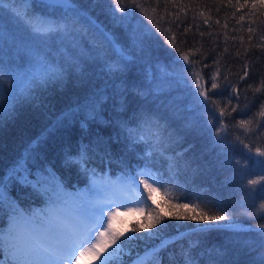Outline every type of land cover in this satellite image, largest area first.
<instances>
[{
    "label": "snow or ice",
    "instance_id": "6c2138e0",
    "mask_svg": "<svg viewBox=\"0 0 264 264\" xmlns=\"http://www.w3.org/2000/svg\"><path fill=\"white\" fill-rule=\"evenodd\" d=\"M16 2L30 7L21 13L18 9L13 10L12 0H0V39L4 45L8 44V28L14 19L16 25L24 29L27 39L22 37L17 43L13 37L11 48L29 57V62L38 70L22 73L0 61V125H3L5 118L16 119L25 105H35L43 93L65 87L73 78L83 80L89 59L93 63L102 62L105 75L114 82L119 81V86L114 83L113 87L114 94L120 97V111L127 112V99L130 96L142 97L144 100L152 97L153 103L158 102L159 107L140 104L131 119L120 124L127 131L126 139L133 146H138V143L145 146L141 149L145 152L144 167L126 177L130 188L141 194L146 193L142 195L141 201L146 208L135 209L142 214L143 219H137L131 227L116 228L114 222L120 215L119 207L106 211L108 205L116 201L93 202L67 192L64 184L44 161L38 155L33 157L36 149L26 146L28 155L14 160L6 173L0 175V210L5 205L8 209L7 231L0 232V264H81V259L86 255L90 256L89 264H109L112 259L118 260L120 264H146L145 257L149 258L151 264H165V251L170 245L176 244L181 245L180 261H177L174 252H169L168 264H196L191 254L193 245L184 249L185 233L180 229H199L200 232L194 235L224 228L234 230L239 223L234 214L243 205L226 201L222 195L206 198L203 191L195 188L185 189V194L176 198L165 191L159 202L153 193L160 192L165 184L173 183L169 177L172 172L179 173L181 169L193 173L200 171L201 157L197 155V144L194 139L189 140V136L193 135L207 140L214 150L219 149L220 153L228 157V163L234 166L236 172L240 173V170L248 169L250 165H260L264 171V147L245 143L236 134L244 129L257 139H264V102L259 103L257 113L251 118L237 119L238 116L246 115L249 105L255 103L247 96L249 89L254 93H264V73L253 77L256 52L264 55V20H260L264 16V0H235V3L227 0V4L233 8L249 9L247 43L245 36H240L238 39L244 52L242 54L239 48L235 51V57L243 59L240 69L242 74H233L230 67L222 71L223 54H211L219 46L216 42L218 34L213 36L211 31L200 30L201 24L212 28L210 15L205 16L203 12L193 15V22L197 21V16L203 18L199 23H188L181 31V26L188 19V12L195 11L184 0H164L165 4L178 9L170 14L173 21L180 20L181 13L184 14V20L176 24L175 31L162 27V23L167 22L165 16L158 20L149 15L143 0H106V5H97L106 7L107 16L121 30L120 36L102 28L75 0H39L38 5L30 4V0ZM159 3L160 0H156L157 6ZM37 7L43 10L39 14L32 10ZM49 8L53 11L47 12ZM152 10L155 12L156 7ZM134 20L143 27L133 25ZM244 20L245 16L240 15L237 23ZM256 21L259 22L258 26H252ZM215 24L219 25L220 20L217 19ZM227 27L225 23L223 28ZM193 28L201 38L206 35L212 37L211 51H205L202 44L195 47L199 41H194L193 47L185 50L188 34ZM90 35L91 41L88 39ZM224 37V51L227 52L228 39L236 41L237 37H229L227 31ZM54 38L75 44L74 48L69 49L70 56H62L59 63L49 60V54L44 50L47 42ZM154 39L171 49L173 63L181 69L177 82H183L193 102L204 114L203 123L197 129L161 110L166 107L164 93L170 90V86L165 87V78L170 74H166L158 64L154 67L158 60L153 51ZM81 44L87 48L89 57L86 58L83 52L77 55ZM209 59L210 63L206 62ZM137 66L142 69L144 80L148 81L146 85L143 82L137 84L131 78L132 70ZM157 70L160 75H157ZM234 75H238V79H233ZM5 77L8 78L6 88L3 83ZM250 79L252 83H249ZM241 84H244V88H241ZM242 92L245 101L243 107L240 104ZM107 99L99 92L87 95L82 101L78 100L74 107L70 106L57 123L63 125L79 115L82 116L81 127H86L87 122H96L101 117ZM113 102L117 103L116 100ZM130 123L135 124L136 128H129ZM253 123L255 129L249 127ZM145 130L146 134L140 135ZM87 151L85 148L75 154L66 153L65 165L81 161L86 163ZM200 151L202 153L203 149ZM73 155L80 159H74ZM30 157L34 158L35 163L29 162ZM153 157H159L167 165V171H153ZM84 171L87 172V169ZM91 184L90 190L102 186L97 185L95 180ZM17 185L21 189H30L37 196L46 197L45 207L39 210L21 208L18 198L13 195ZM239 191L253 198L258 196L264 201V174L248 179ZM251 207L252 212L244 211L241 215H255L257 211L264 214V202L259 203L258 209L255 204ZM170 221L179 225L176 232L171 234V239L167 230L176 227V224H170ZM129 233L140 235L130 236ZM257 235L259 246L264 249V224L258 226ZM128 240L158 243L146 246L143 256L137 252L133 257L131 250L124 253L123 246ZM244 244L248 247L252 241H245ZM237 250V242L230 237L211 250V264H240L238 259L233 258ZM122 253L130 258L129 262L124 261ZM251 264H264V251L260 252L259 260L253 258Z\"/></svg>",
    "mask_w": 264,
    "mask_h": 264
},
{
    "label": "trees",
    "instance_id": "16d2710c",
    "mask_svg": "<svg viewBox=\"0 0 264 264\" xmlns=\"http://www.w3.org/2000/svg\"><path fill=\"white\" fill-rule=\"evenodd\" d=\"M75 2L79 6H81L83 10H87L92 19L95 20V22L102 28H104L105 30L116 32L117 36L121 35V30L117 28L107 16L106 7L102 8L97 6L106 5V0H75ZM143 2L149 15H153L158 20L162 16L166 17L167 22L162 23V27H164L165 29L175 31L176 24L184 20V14L181 13L180 20L173 21V18L170 14L174 11H178V9H175L171 4H165L164 0H160L159 6L156 5V0H143ZM184 3H190L191 8L195 11L190 10L188 12V19L185 24L181 26V31L184 26H187L188 23H199V21L203 18L197 16V21L193 22V15H196L199 12H203L205 16L210 15L212 28L209 29L208 26L201 24L200 30L205 32L211 31L213 33V36H217L218 34L216 42L219 46L211 54H223L221 58V64L224 65V68H222V71L230 67V70L233 74H242L240 69L243 66V59L235 57V51L237 48H239L242 54L244 52V48L241 47L238 38L240 36H245V44L247 43L246 30L249 26V9L241 10L238 8H233L231 5L227 4V0H184ZM233 3H235V0H233ZM35 4H39V0H36ZM7 6L8 5H6V7ZM153 7H156L155 12H153L152 10ZM13 10H15V8H13ZM23 10L24 9H21L20 11L23 12ZM46 11L52 12L53 9L49 8ZM234 12L236 13L235 17H233ZM240 15H244L245 20L237 23ZM217 19L220 20L219 25L215 24V21ZM253 19L255 20V18ZM260 20H264V16L260 17ZM132 23L138 28L143 27L142 24H138L135 20ZM145 23L148 22L145 21ZM225 23H227L228 25L227 29L223 28V25ZM258 23L259 22L256 21L252 24V26L256 27L258 26ZM225 31H227L229 37H237L236 41L228 39L227 52L224 51ZM8 32L9 36L7 45H4L3 40L0 39V61L8 64L9 67L18 69L22 73L38 70L34 64H31L29 62V57L18 53L15 48H11L13 37L15 38L16 42L19 43L22 37L24 39H27L26 33L24 31L21 32L20 29H18V26L9 27ZM194 33H196L195 28H193V30L188 34L185 50L193 47L194 41L200 42L196 43L195 47H200L202 44L205 51H211L213 49L212 37L206 35L205 37L201 38L198 33H196L195 35ZM88 39L89 41L92 40V38ZM74 47L75 44L70 43L69 41H62L59 38L56 41L49 40L47 42V45L44 47V50L49 54V60H55L57 63H59L62 56L65 58L70 56L69 49ZM153 51L155 57L158 58V60L154 64V67L157 64L159 65V67H163L164 72L166 74H170L166 75V78L175 80L174 78L180 73L181 69L179 65L173 63L174 56L171 55V49L166 45L157 43L154 39ZM81 52H83L86 58L89 57V52L83 44H81L80 48L77 50V55H79ZM254 60L255 63L253 67V77H256L261 73H264V55H261L259 51H257ZM206 62L210 63V59ZM95 66H98V70H94ZM134 69L132 70L131 77H133L136 82H143L146 85L148 81L144 80L142 69L139 66L136 67L137 72ZM210 70L211 69H206L205 71ZM138 72L141 75L142 79L137 78ZM157 75H160L158 70ZM233 79H238V75H234ZM7 80L8 78L5 77L3 82L5 88L7 87ZM113 83L119 86V81L114 82L112 79L105 75L103 63H93L89 59V63L87 65V70L84 73L83 80L73 78L67 83L65 87H57L55 91L49 90L43 93V95L37 100L35 105H25L24 107H22L16 119L12 120L5 118L3 125H0V175L5 174L7 169L12 165L13 161L16 160V156L20 151V148H26V146L35 148L36 151L33 153V157L38 155L40 159L44 161L45 165L48 166V168H52V170L54 169L53 172L56 174L58 180H60L64 184L65 190L67 192L83 197L93 196V194H90L92 192V190L90 189L92 188L91 182L93 180L97 182V185H102L97 187L96 190L93 191L95 194L104 190V188L110 184L113 178L121 176L126 179L128 174L134 173L140 168L144 167L146 163V161L143 159L145 153H143L141 149L145 146L139 143L138 146H133V144L126 139L128 135L127 131L120 127L122 121L130 120L131 117L127 116L128 118H122L120 114V121L117 129H115L113 124L111 123L110 114L108 112L117 115L121 113L119 111L120 109L118 104L120 97H115ZM179 83L182 87L177 88L168 85L170 86V90L164 93L166 104L169 103V106H166L165 108H169L171 110V114L167 113V110H161L165 111L168 115H173L174 119L178 118L179 114L181 115V117H183L184 115H190L192 117V115L197 114V112L198 114H202V110L193 102L192 97L188 94V91L184 87L183 82ZM249 83H252V79L249 80ZM165 87L167 86L165 85ZM241 88H244V84H241ZM109 91L111 92L107 93ZM181 91H184V93H182ZM96 92L103 93L108 99L106 104L102 108L100 123L97 120L96 122H98L99 124L95 125L92 122V125H90L91 127H95L94 129H90L88 125H86V127H83L82 129L81 126H75L72 124L71 129H64L63 125H59L57 123L61 115L70 106L74 107L73 105H75L78 100L82 101L85 96L91 95L92 93ZM247 96L249 100H255V103L249 105V110L246 115L238 116L237 119L251 118L257 113L259 103L264 102V93H254L251 89H249L247 91ZM131 98L132 97L130 96L127 99V104L129 106L127 113L132 112V105L139 102L146 103L147 101H149V107H159L158 102L155 104L153 103L152 97H149L145 101L138 102H135ZM114 100H116L117 103H114ZM41 101H43L42 105ZM108 103L112 105V108L110 109H114V112L106 110V105L109 106ZM233 103L235 104L236 101H233ZM240 104L242 107L245 104L243 92L241 93ZM37 105L41 106L38 107ZM116 106L117 109L115 108ZM132 113H134V110ZM233 116H236V114L233 113ZM79 119L82 118H77V120ZM81 123L82 122H78V124L80 125ZM64 124H66V126L68 125L67 123ZM128 127L131 129H135L136 125L130 123ZM249 127L255 129L256 125L255 123H253ZM70 130L72 132H69ZM95 131L98 135L95 133ZM46 133V142L41 146H39V144L37 146V142L39 141V139H35V136L38 138L39 135L41 136ZM103 134L107 135L108 138H104L102 136ZM144 134H146V130L145 132L140 133V135ZM236 134L240 137V139H243L245 143H254L256 146L264 147V139H257L256 136H253L251 133L246 132L244 129H241ZM112 136H114L116 140L110 139V137ZM102 137L107 140V142L104 141ZM49 138H51V140L48 141ZM193 139L195 140L196 144L199 143L200 139H195L194 135L189 136V140ZM72 147L75 148L74 151H72ZM85 148L88 149L86 153V163L81 161L78 164H64L63 166L58 165V163H60L61 161L64 162L66 153L75 154L79 150ZM200 150L201 147L197 148V151L199 153L201 152ZM24 153L26 154L27 152L24 150ZM202 154L204 156L199 161L201 164V169L198 173H193L191 170L185 171L183 169H181L179 173L172 172L169 174V177L172 179L173 183L165 184L164 187L161 188L160 192H154L153 195L159 202L165 191H167V193L171 197L176 198L185 194V189L191 190L195 188L203 191L206 198L222 195L226 201H230L233 204L243 205V207H238L237 212L234 214L235 218L239 221L234 230L224 228L218 231H205L199 241L194 240L193 234L199 233V229L182 228L180 229V231L185 233V239L183 243L184 249H188L190 244L193 245L191 254L193 260L196 261V264H211V261L209 259V253H211V250L222 242L227 241V239L222 238V234H227V236H230L232 233H234L235 235V238L233 239L238 244L237 253L233 258L238 259L240 264H251L253 258H255L257 254L260 256L261 251L259 241L257 240L258 237L256 238V235L252 234V230H258V226L264 224V218H261V216L264 214L257 211L255 215H241V212H252L253 209L251 205L255 204L258 209L259 203L264 201H261L258 196L253 198V196L250 194L246 195L244 192L239 191V188L241 185L247 184L248 179H255L261 176L264 171H262V167L260 165H250L248 169L240 170V173H238L235 171L234 166L228 163V157H226L222 153L219 155V159L213 156L208 157L204 152H202ZM48 158H50L51 160L55 158L56 164H53V166L52 164H49ZM73 158L77 160L80 159L75 155H73ZM29 159H32L29 160L30 163H35L34 158L30 157ZM103 159L105 161H103ZM204 160L209 161L210 164L209 162L205 163ZM151 164H154V167L152 169L153 171H167V165L159 157L151 158ZM213 167L217 168L215 169V171L217 172L221 171L228 173L225 174V176H223L222 178H218L214 181L212 180V182L210 183L209 181L211 180V177L214 178V175L212 176L214 171H210L213 169ZM256 167H259L260 169H257ZM85 168L87 169V172L84 171ZM79 172L83 176H81ZM197 175H200V177L202 176L204 178L201 181H198ZM256 175L258 176L255 177ZM195 181L198 182L199 185H207L206 187H209V191L206 192V189H204L203 187L198 188ZM157 187L160 186L157 185ZM13 195L14 197L18 198L17 202L23 209H29L33 204H40L41 201L46 200V197L40 198L39 196L31 193L30 189H21L19 185L15 187ZM144 195H146V193ZM131 198L134 204L138 203L136 201L138 199V196L135 193L131 196ZM148 203L150 204L151 202L149 201ZM138 207L146 208L143 202H141L139 205L136 204V206L133 207V211L127 212L125 216L122 213V215L118 217V219L114 222L115 227L118 229L131 227L137 219H143L142 214L138 211H135V209ZM7 212V205H5L4 209L0 210V232L6 233L7 231ZM169 223L176 224V222L171 221ZM219 223L223 224L224 222ZM177 228H179L178 224H176V227H170L167 230V235L170 239L171 234L175 233ZM250 228L252 229L248 230ZM129 235L131 236L140 234L129 233ZM245 238L248 239L247 241H252L251 249L244 247V244H242V242L246 241L244 240ZM156 243H158V241L128 240L125 241V244L123 246L124 253H127L129 250H131L133 257H135L137 252L143 255L146 246L150 247ZM180 249L181 245L179 244L170 245V247L165 251L164 258L168 259L167 253L174 252L176 254L177 261L179 262ZM124 253L121 254L124 261L129 262L130 258L127 255H124ZM212 255L214 256V253ZM112 262L118 264V260L116 259H112ZM149 263L151 262L149 261Z\"/></svg>",
    "mask_w": 264,
    "mask_h": 264
},
{
    "label": "rangeland",
    "instance_id": "374dc122",
    "mask_svg": "<svg viewBox=\"0 0 264 264\" xmlns=\"http://www.w3.org/2000/svg\"><path fill=\"white\" fill-rule=\"evenodd\" d=\"M13 2V1H12ZM17 3V2H16ZM15 3V4H16ZM19 5H21V3H17V6H19ZM15 8V10H17L18 8L17 7H14ZM18 10H21V9H18ZM12 20H14V19H12ZM18 29H20V31L22 32V31H24V29L22 28V27H18ZM59 38H54V39H51L52 41L53 40H58ZM100 64H101V62H100ZM98 66H95V68H94V70L95 69H97L98 70V68H97ZM135 71H136V68L134 69ZM137 72V71H136ZM135 72V73H136ZM177 76L178 75H176V77L174 78L175 80H170V79H167V78H165V85L167 86V87H169L168 85H171V86H174V87H177V88H180V87H182L181 86V84L180 83H176V81H177ZM132 79H134L133 77H131ZM137 78L138 79H142L141 78V75L139 74V72H138V74H137ZM136 82V81H135ZM137 84H139V82H136ZM174 84V85H173ZM111 91H109V92H107V93H110ZM182 93H184V91H181ZM105 93V92H104ZM131 99H133L135 102H138V101H145L142 97H135V98H131ZM70 100V99H69ZM68 100V101H69ZM119 104V103H118ZM108 105L109 106H107L106 105V110L107 111H112V112H114V109H110V108H112V105L111 104H109L108 103ZM73 106H75V105H73ZM166 106H169V103L168 104H166ZM138 107H139V105H137V104H134V105H132V107H131V110H132V112H133V110L135 111V110H137L138 109ZM116 109H117V106L115 107ZM128 108H129V106H128ZM165 111L167 110V113H169V114H171V110L169 109V108H163ZM120 111V110H119ZM121 113H119L118 115L117 114H112V113H110V112H108L109 114H110V118H111V123L113 124V126H114V128L115 129H117V126L119 125V121H120V114H121V117L122 118H125V117H132L133 115H134V113H132V112H129V113H125V112H123L122 113V111H120ZM182 113V112H181ZM179 117L178 118H176L178 121H180V122H187V123H190L191 124V126H192V128L193 129H197V128H199L201 125H202V123H203V120L202 119H204V115H202L201 113H199L198 114V112H197V114H194V115H192V117L190 116V115H182L183 117H181V115L179 114L178 115ZM127 117V118H128ZM77 118H82V116H77L76 117V120L75 119H73V120H71V121H69V122H67V126H66V124H63V126H64V129H68V128H70L71 129V126L72 125H75V126H81L80 124H78V122H82V119H79V120H77ZM78 121V122H77ZM98 121H99V123H100V121H101V119L99 118L98 119ZM74 123V124H73ZM95 125L96 124H99L98 122H93ZM72 124V125H71ZM86 125H88L89 127H90V129H94L95 127H91L90 125H92V122H87L86 123ZM78 128H81V127H78ZM83 129V128H82ZM85 129V128H84ZM69 132H72L71 130L69 131ZM48 133V132H47ZM47 133L46 134H44V135H39V137L37 138L36 136H35V139H39V146H41L43 143H45L46 142V138H47ZM95 133L97 134V132L95 131ZM98 135V134H97ZM104 138H108V136L107 135H105V134H103L102 135ZM109 136H110V134H109ZM102 137V139H104ZM194 138L195 139H200L199 140V143L197 144V148H199V147H201V149H203V152L204 153H206L207 154V156L208 157H215V158H218L219 159V155L221 154L220 153V151H219V149H216V150H214L213 149V146L207 141V140H205V139H203V138H201V137H199V136H194ZM110 139H115L116 140V138L114 137V136H112V137H110ZM36 140V141H37ZM49 140H51V138H49L48 139V141ZM35 141V142H36ZM67 141V140H66ZM104 141H106L107 142V140H105L104 139ZM121 141V140H120ZM21 147V146H20ZM23 149V150H22ZM24 150H25V147H21L20 148V151L17 153V156H16V159L17 158H20V157H22V156H27V154L28 153H24ZM197 154L201 157V159H202V157L204 156L201 152L199 153L198 151H197ZM87 155V154H86ZM29 160H32V159H29ZM205 161V163H208L209 161H207V160H204ZM207 161V162H206ZM212 161H213V159H212ZM48 162H49V164H52V166H53V164H56V161H55V158L54 159H50V158H48ZM65 163L63 162V161H61L60 163H58V165H60V166H63ZM209 164H210V162H209ZM255 166H258V165H255ZM48 167V166H47ZM257 169H260L259 167H256ZM215 169H217V168H215V167H213V169L212 170H210V171H214L213 172V174H212V176L214 175V178H212L211 177V180L209 181L210 183L212 182V180L214 181V180H216V179H218V178H222L223 176H225V174H227L228 172H221V171H215ZM49 170L50 171H53L52 170V168H49ZM227 170V169H226ZM259 172V171H258ZM263 174H264V172H263ZM259 175V174H258ZM258 175H256L255 177H257ZM204 177H200V175L198 176L197 175V179H198V181H201L202 179H203ZM206 178V177H205ZM196 182V181H195ZM203 183V182H202ZM196 184H197V187L198 188H201V187H203L204 189H206V192L207 191H209V187H206L207 185H199L198 184V182H196ZM212 185V184H211ZM18 190V189H17ZM110 192H113V189H111L110 190ZM27 193V192H26ZM25 193V194H26ZM26 196H29V195H26ZM126 196L127 195H124V194H121V193H117V192H115V193H113V196L111 197L109 194H107V193H104V195H102L97 201H102V202H106L107 200L106 199H109V200H113V201H116V203H114V204H111V205H108V207H107V209H106V211H108V210H115V208L116 207H119V211H120V213L121 212H124L126 209H128L129 207H130V204H131V201H130V199H128V198H126ZM40 198H43L44 196L43 195H40L39 196ZM130 197V196H129ZM43 201H46V200H43ZM43 201H41V202H43ZM40 202V203H41ZM33 210H39V208H35V209H33ZM238 228H240V227H238ZM237 228V229H238ZM236 229V230H237ZM252 228H250V229H248V230H251ZM253 232H252V234H255L256 235V238H257V240L259 241V236L257 235V233H258V230H252ZM235 238V235H234V233H232L230 236H227V234H222V238H225V239H227L228 240V238ZM200 238H202V235H194V240L195 241H199V239ZM244 240H248L247 238H245ZM242 244H244V242H242ZM244 247H245V244H244ZM251 245L250 246H248V247H246V248H250L251 249ZM255 247H257V246H255ZM252 250H253V248H252ZM251 251V250H250ZM261 251H264V249H261ZM260 251V252H261ZM259 258H260V256L257 254L256 255V257H255V259L258 261L259 260ZM89 260H90V256H85V257H83L82 259H81V264H89Z\"/></svg>",
    "mask_w": 264,
    "mask_h": 264
},
{
    "label": "bare ground",
    "instance_id": "6f19581e",
    "mask_svg": "<svg viewBox=\"0 0 264 264\" xmlns=\"http://www.w3.org/2000/svg\"><path fill=\"white\" fill-rule=\"evenodd\" d=\"M35 1L36 0H30V4H35ZM13 3V5H14V7H18V8H20V9H25L26 7H30V5H25V4H23L22 2H20L21 3V5H19V6H17V3H16V0L15 1H13L12 2ZM16 3V4H15ZM36 5H38V4H36ZM33 11H35L36 13H37V11H38V14L39 13H41L43 10H41V9H39L38 7H37V10H36V8H33L32 9ZM15 11V10H14ZM24 11V10H23ZM21 13H23V12H21ZM6 23H7V21H6ZM12 26H17L16 25V21L15 20H11V23H10V25H9V27H12ZM88 38H92V36L90 35ZM113 85H114V83H113ZM115 97H117L116 95H115ZM128 101V100H127ZM132 104V103H131ZM140 104H144L145 106H150V102L149 101H147L146 103H143V102H139V103H137V105H140ZM73 148V150L72 151H74L75 150V148L74 147H72ZM92 155V154H91ZM93 156V155H92ZM103 161H105L104 159H103ZM102 164V163H101ZM75 172H76V170H75ZM79 174L81 175V173L79 172ZM81 176H83V175H81Z\"/></svg>",
    "mask_w": 264,
    "mask_h": 264
}]
</instances>
